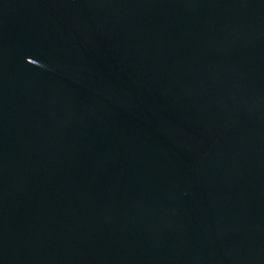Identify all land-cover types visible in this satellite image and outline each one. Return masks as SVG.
<instances>
[{
  "label": "water",
  "instance_id": "95a60500",
  "mask_svg": "<svg viewBox=\"0 0 264 264\" xmlns=\"http://www.w3.org/2000/svg\"><path fill=\"white\" fill-rule=\"evenodd\" d=\"M0 264H264V0H0Z\"/></svg>",
  "mask_w": 264,
  "mask_h": 264
}]
</instances>
